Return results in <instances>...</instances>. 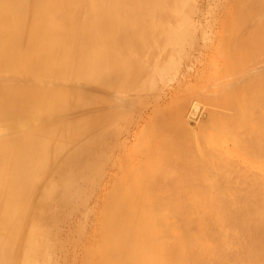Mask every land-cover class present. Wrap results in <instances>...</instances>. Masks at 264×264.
Returning <instances> with one entry per match:
<instances>
[{"label": "bare ground", "instance_id": "1", "mask_svg": "<svg viewBox=\"0 0 264 264\" xmlns=\"http://www.w3.org/2000/svg\"><path fill=\"white\" fill-rule=\"evenodd\" d=\"M54 211L80 264H264V0H0V264Z\"/></svg>", "mask_w": 264, "mask_h": 264}, {"label": "rangeland", "instance_id": "2", "mask_svg": "<svg viewBox=\"0 0 264 264\" xmlns=\"http://www.w3.org/2000/svg\"><path fill=\"white\" fill-rule=\"evenodd\" d=\"M212 15H213V18L216 19V21H218V16H222V14L225 12L224 10H220L221 7H217L214 4H212ZM234 7V6H233ZM217 8V9H216ZM216 9V10H215ZM219 9V11H218ZM230 9L232 10V6L230 7ZM228 9V10H230ZM226 10V11H228ZM222 11V12H221ZM218 14V15H217ZM199 21L198 18L194 19L193 18V21L196 22V21ZM203 33V28L200 26L199 24V28H196L193 32V34H190V36L192 35V44H197L199 43L198 41V38L199 40H201V37H202V34ZM220 36H221V33H219L217 35V38L216 39H220ZM219 44H217V49L219 47H222V46H219ZM200 47V46H198ZM197 46H194V47H188L190 53H192L194 59L192 58V61H191V64L189 65V68H191L193 66V69L192 71L188 74L187 72H185V68H182L181 72L178 74L177 78H176V81L173 82L171 84V87L174 86V88H170L171 90L173 89V92L176 94H181V95H185V93L187 94H191V92H193V90H195L196 88V84H197V88H198V85H201L202 81H201V78L203 77V70H207L209 71V64L211 63H223L221 60H222V57H220V55L218 56V54L214 51H216V46H214L210 49H203L202 50V54L200 56V51L197 50L196 48H198ZM220 50V49H218ZM213 51V52H212ZM207 54V56H206ZM220 54V53H219ZM200 56V57H199ZM221 56H223V54H221ZM197 57H199L200 59L197 60ZM220 57V58H219ZM213 58V59H212ZM211 59V60H209ZM221 59V60H220ZM224 60V59H223ZM186 64V62H185ZM207 65V66H205ZM207 68V69H206ZM200 72V74H197L196 77H195V74L196 72ZM202 74V75H201ZM183 75H185V78H183ZM199 76V77H198ZM207 77L210 76V78L212 77L211 74H206ZM191 79L189 80L186 84L180 86L177 90H176V84L175 83H178L180 81H183L184 79ZM197 79V80H196ZM199 80V81H198ZM199 82V83H198ZM191 84H193L192 86L194 88H191ZM213 86V85H212ZM210 86V88L212 87ZM187 88L189 89V91H187ZM180 89V90H179ZM213 89V87H212ZM194 93V92H193ZM201 98V97H200ZM197 98H193L192 101L196 100ZM170 101V99L168 100ZM204 106L207 108L208 110V106L206 104H204ZM205 107L203 108V105L201 106L202 110L200 109L199 112H205ZM210 107V106H209ZM206 121L204 122V125ZM203 131V130H202ZM110 174V167H109V171H108V175L107 177L109 176ZM107 179V178H106ZM107 183V181L104 182V184ZM103 184H101V186L98 187V191H100V188L102 187ZM54 214L57 213V216L58 218L54 219V218H48L45 220L44 222V225L41 226L42 228V232L44 234H46V238H47V243L46 245L43 246V250H45L44 254H45V257H44V263L43 264H80V260L81 259H78V260H74L73 259V255L72 253L69 251H67L66 249H63L62 248V245H63V242H64V239L67 235V233L69 232V230L71 229V224L73 222H68L66 220V214H60L59 212L57 211H54L53 212ZM91 224H89L90 226Z\"/></svg>", "mask_w": 264, "mask_h": 264}]
</instances>
